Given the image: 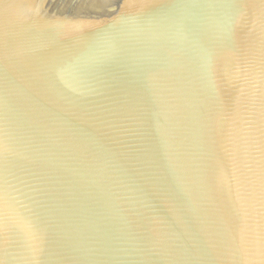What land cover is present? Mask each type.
I'll return each instance as SVG.
<instances>
[{"label": "water", "instance_id": "95a60500", "mask_svg": "<svg viewBox=\"0 0 264 264\" xmlns=\"http://www.w3.org/2000/svg\"><path fill=\"white\" fill-rule=\"evenodd\" d=\"M0 264H264V0H0Z\"/></svg>", "mask_w": 264, "mask_h": 264}]
</instances>
